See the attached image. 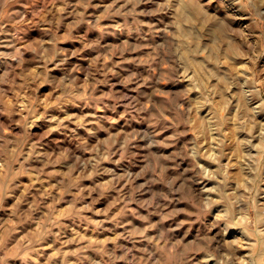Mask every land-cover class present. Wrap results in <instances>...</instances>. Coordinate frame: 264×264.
I'll use <instances>...</instances> for the list:
<instances>
[{
  "label": "rangeland",
  "instance_id": "obj_1",
  "mask_svg": "<svg viewBox=\"0 0 264 264\" xmlns=\"http://www.w3.org/2000/svg\"><path fill=\"white\" fill-rule=\"evenodd\" d=\"M0 264H264V0H0Z\"/></svg>",
  "mask_w": 264,
  "mask_h": 264
},
{
  "label": "bare ground",
  "instance_id": "obj_2",
  "mask_svg": "<svg viewBox=\"0 0 264 264\" xmlns=\"http://www.w3.org/2000/svg\"><path fill=\"white\" fill-rule=\"evenodd\" d=\"M186 7V6H185ZM184 9V8H183ZM190 9V8H189ZM185 12V11H184ZM182 14V13H181ZM204 18V17H203Z\"/></svg>",
  "mask_w": 264,
  "mask_h": 264
}]
</instances>
